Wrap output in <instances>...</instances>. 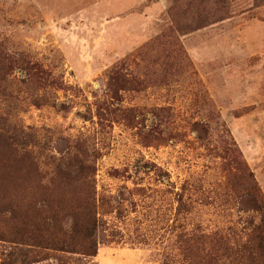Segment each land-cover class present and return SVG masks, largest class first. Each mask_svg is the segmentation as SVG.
<instances>
[{"label":"rangeland","instance_id":"1","mask_svg":"<svg viewBox=\"0 0 264 264\" xmlns=\"http://www.w3.org/2000/svg\"><path fill=\"white\" fill-rule=\"evenodd\" d=\"M3 122L0 177L11 149L47 207L95 205V258L33 264H160L181 233L242 230L264 200V0H0Z\"/></svg>","mask_w":264,"mask_h":264},{"label":"trees","instance_id":"2","mask_svg":"<svg viewBox=\"0 0 264 264\" xmlns=\"http://www.w3.org/2000/svg\"><path fill=\"white\" fill-rule=\"evenodd\" d=\"M5 123H0V129ZM4 129V128H3ZM8 147V139L0 135V143ZM20 153L9 149L7 155L11 160L5 164L4 174L0 177V196L7 201L0 212V222L9 224L16 221V227L9 233L4 227H0V241L8 242L19 249L18 254L14 252L7 254L1 264H33L41 259L38 255L47 257V253L69 254L73 256L83 255L87 258H95L97 255V242L94 239L95 225V205L92 195L89 193L77 208L84 215L87 227L82 230L76 225V219L80 212L68 203L57 205L55 210L47 207L46 198L37 197L32 184L24 181L20 176V171L16 170L12 164L18 159ZM25 160V159H24ZM11 165V166H10ZM76 171L79 175L83 173H93V167L78 165ZM59 174H65L61 168L70 169V166L55 165ZM48 186H42L40 190H48ZM19 192L30 194L25 197L29 199L24 208L18 210L13 204V199ZM257 221H249V226L242 230H237L236 226H229L226 229L220 228L209 232L201 230L199 227L190 232L179 234V256L175 258H164L160 264H264V200L258 195L255 196ZM14 207V209L12 208ZM14 213H18L14 215ZM9 215V216H8ZM71 218V226H63L64 220ZM17 219V220H15ZM15 220V221H14ZM91 222V223H88ZM86 243L88 246H84ZM32 254V258L27 257ZM58 264H67L61 257L56 256ZM43 258V257H42ZM19 259V260H18ZM74 261H72L73 263Z\"/></svg>","mask_w":264,"mask_h":264}]
</instances>
